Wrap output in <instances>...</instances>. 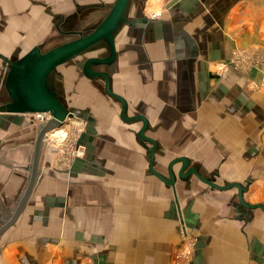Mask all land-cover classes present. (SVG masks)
Segmentation results:
<instances>
[{
	"label": "crops",
	"instance_id": "crops-1",
	"mask_svg": "<svg viewBox=\"0 0 264 264\" xmlns=\"http://www.w3.org/2000/svg\"><path fill=\"white\" fill-rule=\"evenodd\" d=\"M115 2L0 0V53L18 61L50 29L59 37L87 33ZM126 17L114 32V72L97 70L110 75L113 90L127 101V115L143 114L149 126L172 123L167 130L177 129L172 138L240 139V154L255 155L252 170L264 172V85H253L262 74L216 68L234 48L264 45V0H130ZM61 65L47 83L70 102L58 88ZM8 71L0 56V104L7 95ZM103 91L107 94L104 79ZM41 127L30 112L0 111V227L14 216L28 187ZM48 139L50 131L30 193L0 235V264H80L84 258L95 264H173L181 238L178 219L183 226L184 218L198 240L192 264H264V210L242 206L236 187L219 190L193 175L208 193L198 194L183 213L178 203V215L175 210L159 217L150 212L137 221L128 211L120 217L115 205L121 204L120 195L110 203L99 180L67 177L51 165ZM83 159L77 162L82 165ZM231 182L246 187V202L264 204V176L253 179L250 188Z\"/></svg>",
	"mask_w": 264,
	"mask_h": 264
},
{
	"label": "rangeland",
	"instance_id": "rangeland-1",
	"mask_svg": "<svg viewBox=\"0 0 264 264\" xmlns=\"http://www.w3.org/2000/svg\"><path fill=\"white\" fill-rule=\"evenodd\" d=\"M48 34L49 31L38 42L43 49L72 40L79 35L59 37L56 30L50 29L49 35H58V38L48 41ZM251 47L256 46L249 48ZM108 54L109 46L105 40H102L59 67L60 87L58 88L70 99L65 105L73 116L59 128L66 133L63 139L60 137L57 142L54 138L47 140V145L52 148L50 163L59 172H65L67 177L99 180L105 190V200L109 199L110 203L112 199L118 201L117 195H120L121 204H115L117 207L119 205L120 217L122 213L128 214V211L135 214L137 221L145 214L150 215V212L153 217H159V213L164 210H175L178 215V203L183 213L185 205L191 207L193 199L198 194L208 193V189L193 175L186 178L178 176L180 163L174 165V172L178 178L174 186L164 185L149 174L147 163L151 144L142 142L138 137L141 122L122 121L119 117V103L103 91V79L88 76L83 72V63L88 57ZM94 68H106L111 75L114 72L112 63L95 64ZM134 110L135 107L129 109L131 112ZM172 125V123L160 124L155 121L150 123L146 131L156 136L158 147L154 165L164 175L168 176L167 166L172 158L185 156L189 160V165L197 167L204 176L217 183L225 184L237 180L248 184L250 188L253 179H261L264 176V172L260 173L251 168L255 155L253 157L240 154V139L200 140L183 136L172 138L171 136L177 134V129L174 132L167 131ZM180 125H177L179 131ZM182 130H187L185 125ZM189 132L191 130L187 131ZM232 149L233 154L230 153ZM80 158H84L83 166L77 162ZM243 166L249 169H241ZM244 188L246 190V187ZM184 221L194 244L187 259L188 264H192L198 240L185 218ZM178 222L181 238L178 248L173 253V264H178L176 256L188 243L182 234L180 219ZM87 263L95 264L90 258H84L80 262V264Z\"/></svg>",
	"mask_w": 264,
	"mask_h": 264
},
{
	"label": "water",
	"instance_id": "water-1",
	"mask_svg": "<svg viewBox=\"0 0 264 264\" xmlns=\"http://www.w3.org/2000/svg\"><path fill=\"white\" fill-rule=\"evenodd\" d=\"M129 1L130 0H116L109 13L97 27L87 33H80L72 40L52 46L48 49H43L42 45L38 44L24 58L18 61H13L0 53V56L9 66V71L6 76L7 95L5 101L0 104V111L20 113L50 112L52 114V118L42 124L39 131L32 164V176L22 201L14 216L0 227V235L16 219L36 180L38 161L45 133L60 128L67 117L73 116V113L66 107L65 102L48 87L47 80L49 75L59 65L85 52L102 40L107 42L109 54L107 56H91L87 58L83 65L84 73L88 76L104 79L107 94L118 100L121 104L120 116L123 120L142 121L138 137L142 142H149L151 144L148 160V169L150 173L164 183L174 186L176 182V173L173 167L176 163L180 162L181 166L178 170V175L180 177L186 178L189 175H195L202 182L219 190L236 187L238 190V199L242 206L248 208L259 207L264 210V204L262 203L250 204L245 201L243 196L244 188L240 183L231 182L223 185L218 184L211 178L204 176L196 167L189 165V160L185 156H177L169 162L168 177L155 168L154 162L157 141L146 134L149 127L148 118L143 114L127 115V101L122 95L113 90L110 75L106 71L94 69L95 64H110L116 59L117 48L114 32L122 21L127 20L126 10Z\"/></svg>",
	"mask_w": 264,
	"mask_h": 264
},
{
	"label": "built area",
	"instance_id": "built-area-1",
	"mask_svg": "<svg viewBox=\"0 0 264 264\" xmlns=\"http://www.w3.org/2000/svg\"><path fill=\"white\" fill-rule=\"evenodd\" d=\"M232 68L238 72H248L251 70H259L262 74L261 80L259 82H253L254 86L264 85V47L256 46V47H237L234 48L231 52L229 58L225 61L219 62L216 64V68L218 71H222L226 68ZM33 121L38 124H44L52 118V114L50 112H35L31 113ZM72 117V116H71ZM71 117H67L64 125L69 121ZM60 131V129H55L50 131V139H55V141H59L61 138L63 139L65 136V132L63 131V135L59 136L56 133ZM62 131V130H61ZM61 137V138H60ZM182 234L187 239V244H185L180 252L177 254V263L178 264H188L187 259L194 248V244L192 239L189 237L187 228L183 224L182 226ZM194 239V238H193ZM89 264V263H87Z\"/></svg>",
	"mask_w": 264,
	"mask_h": 264
},
{
	"label": "bare ground",
	"instance_id": "bare-ground-1",
	"mask_svg": "<svg viewBox=\"0 0 264 264\" xmlns=\"http://www.w3.org/2000/svg\"><path fill=\"white\" fill-rule=\"evenodd\" d=\"M57 134L58 135L60 134V136H62L63 135V132L62 131H58Z\"/></svg>",
	"mask_w": 264,
	"mask_h": 264
}]
</instances>
